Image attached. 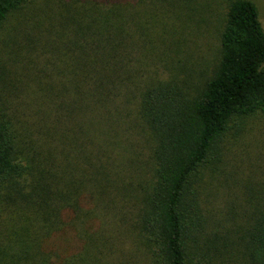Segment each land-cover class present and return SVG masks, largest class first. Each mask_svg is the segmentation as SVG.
<instances>
[{
    "label": "trees",
    "instance_id": "trees-1",
    "mask_svg": "<svg viewBox=\"0 0 264 264\" xmlns=\"http://www.w3.org/2000/svg\"><path fill=\"white\" fill-rule=\"evenodd\" d=\"M168 19L209 51L159 64ZM1 35L0 264H264V179L201 188L264 114L253 0H0Z\"/></svg>",
    "mask_w": 264,
    "mask_h": 264
},
{
    "label": "rangeland",
    "instance_id": "rangeland-1",
    "mask_svg": "<svg viewBox=\"0 0 264 264\" xmlns=\"http://www.w3.org/2000/svg\"><path fill=\"white\" fill-rule=\"evenodd\" d=\"M209 1L219 11L223 10L227 2V0ZM253 1L259 8L260 20L264 27V0ZM173 22V19L166 20L160 31L163 37L155 43L154 55L159 64L170 61L171 55H174L173 51L169 50L172 41L170 37L173 38L174 35L179 39L175 42L178 57L187 64H191L192 61H195L194 59H200L203 53L209 51L211 46L209 37L204 39L198 37L196 43H193V35L188 32L189 30L186 31L185 35L184 33L181 35L180 32L172 34ZM171 47L173 48V46ZM231 138H227L224 160L217 164L218 168L215 172H211L210 168L208 169L201 187L207 208L217 216H223L225 212L234 213L240 210L242 204L245 203V196L240 190L241 187L249 181L256 184L264 179V114L253 116L248 120L245 137L235 141ZM210 173L218 174L220 177H212Z\"/></svg>",
    "mask_w": 264,
    "mask_h": 264
}]
</instances>
